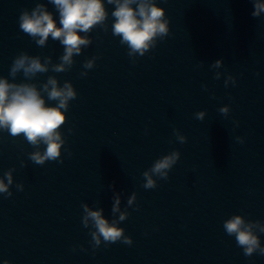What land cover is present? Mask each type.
Returning a JSON list of instances; mask_svg holds the SVG:
<instances>
[{
    "label": "clouds",
    "instance_id": "obj_1",
    "mask_svg": "<svg viewBox=\"0 0 264 264\" xmlns=\"http://www.w3.org/2000/svg\"><path fill=\"white\" fill-rule=\"evenodd\" d=\"M254 18L264 14V0H252ZM58 13V21L54 13L49 11L46 4L37 3L31 10L23 9L18 17L19 29L28 35L35 43L44 47L49 38L59 41L63 46V54L59 56L58 63L52 62L51 56L41 57L20 52L13 59L10 66L9 76H0V132H6L16 139L22 138L34 149L29 152L28 158L33 163L43 166L52 161L62 164L64 162L62 153L72 155L70 148H66V139L62 127L67 123L66 112L70 108V102L77 98V91L70 81L60 84L56 76L50 75L42 86L31 82L38 74L68 72L75 63V56L88 48L92 43L90 33L97 27L108 31L109 12L107 5L114 6L110 13L112 18L111 32L114 37L119 38L122 46H126L127 55L136 62L137 57L145 56L150 50L156 48L159 41L170 35V20L166 15L165 8L161 7L158 0H48ZM98 56H93L83 62L81 77H86L88 71L96 66ZM204 62L200 61L199 66ZM223 60L218 59L210 65L212 69H220ZM25 77V81L15 82L18 74ZM222 73L216 71L214 79L219 80ZM259 75V72L256 73ZM235 86L236 78L228 75L224 80V86L229 84ZM205 90L207 85L202 86ZM46 97V98H45ZM215 98V94L213 97ZM231 98V97H230ZM47 101H53L50 104ZM225 117L230 113V106L225 105L218 109ZM197 120L203 121L206 110L194 113ZM236 126L239 121L235 122ZM69 133L73 131L68 129ZM147 133V129H145ZM173 135L180 144L187 142V137L180 133L179 129H173ZM236 141L243 144L244 137L237 136ZM171 143V141H169ZM181 158L179 150L156 159L153 164L142 173L144 182L142 187L146 190L155 189L158 186L157 178L167 181L173 166ZM21 166L25 162L21 161ZM15 168H9L0 176V194L5 198L13 195L11 186L14 184ZM18 191L24 190L23 183H16ZM114 189V184L109 185ZM122 192L113 191L111 214L109 220L104 215L102 207L93 208L87 203H82V224L89 229L93 254L101 244L109 247L111 244L121 242L131 246L132 237L125 234V229L120 223L125 221L130 213L129 207L139 210L136 204L137 194L133 192L127 198V205L122 209ZM98 203V202H97ZM118 214V215H117ZM223 228L230 237H235L237 247L243 250L245 257L253 254L264 256V245L261 243L260 234H264V222L260 220H249L243 215L234 214L224 220ZM82 250L83 246H81ZM3 264H11L4 260Z\"/></svg>",
    "mask_w": 264,
    "mask_h": 264
}]
</instances>
